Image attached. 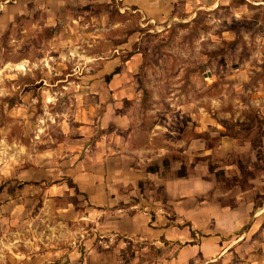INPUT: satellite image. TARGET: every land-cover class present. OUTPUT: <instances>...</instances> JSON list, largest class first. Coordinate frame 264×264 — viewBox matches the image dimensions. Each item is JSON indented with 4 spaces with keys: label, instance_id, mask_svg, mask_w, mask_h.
Segmentation results:
<instances>
[{
    "label": "rangeland",
    "instance_id": "obj_1",
    "mask_svg": "<svg viewBox=\"0 0 264 264\" xmlns=\"http://www.w3.org/2000/svg\"><path fill=\"white\" fill-rule=\"evenodd\" d=\"M143 5L0 0L1 259L10 249H97L99 264L174 254L106 230L113 208L93 209L74 182L99 169L118 215L145 200L169 218L165 183L180 206L192 194L252 200L257 231L228 256L188 264H264V0Z\"/></svg>",
    "mask_w": 264,
    "mask_h": 264
},
{
    "label": "crops",
    "instance_id": "obj_2",
    "mask_svg": "<svg viewBox=\"0 0 264 264\" xmlns=\"http://www.w3.org/2000/svg\"><path fill=\"white\" fill-rule=\"evenodd\" d=\"M131 2L137 5V10H142L143 0ZM98 170L83 173L90 175L87 182V177L83 175L79 176V183L75 179L78 190L87 197L92 208L100 213L105 212V207L113 208L110 211H114V215L109 216L106 223V230L113 235L131 240L145 239L150 244L175 249L174 254L158 258L155 264H188L198 258H209L211 261L212 255L220 258L228 256L229 249L236 251L241 241L251 237L258 229L253 227L263 209L257 207L253 210L252 200L251 205L244 207L243 204L221 206L216 201L196 199L195 202L192 194L185 197L182 200L184 205L180 206L174 201L173 190L167 183L164 184V190L171 198L167 202L172 205L168 208L171 214L169 218L167 213H162L164 204L151 205V202L145 203V200L124 206L129 213L118 215L119 196L114 194V185L110 182L108 184L103 176L100 177ZM129 193L137 196L135 190ZM138 207L141 208L134 211ZM4 251L0 264H99L97 249H41L29 254L18 252L17 249Z\"/></svg>",
    "mask_w": 264,
    "mask_h": 264
},
{
    "label": "trees",
    "instance_id": "obj_3",
    "mask_svg": "<svg viewBox=\"0 0 264 264\" xmlns=\"http://www.w3.org/2000/svg\"><path fill=\"white\" fill-rule=\"evenodd\" d=\"M117 72H118L117 69H115V70L112 72L111 75H113V74H115V73H117Z\"/></svg>",
    "mask_w": 264,
    "mask_h": 264
}]
</instances>
